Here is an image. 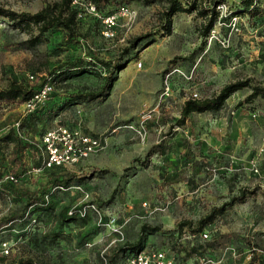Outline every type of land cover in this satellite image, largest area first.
Here are the masks:
<instances>
[{
    "label": "rangeland",
    "instance_id": "1",
    "mask_svg": "<svg viewBox=\"0 0 264 264\" xmlns=\"http://www.w3.org/2000/svg\"><path fill=\"white\" fill-rule=\"evenodd\" d=\"M58 1L0 0V10L33 14ZM246 1L222 0L224 6L217 8L223 18L214 29L230 38L228 48L202 38L203 20L195 13L177 14L167 35L159 19L164 0H108L95 6L98 15L90 11L94 0H73L79 18L76 41L55 29L35 50L20 46L28 36L0 17V88L10 72L36 70L49 77L53 67L88 53L109 62L131 59L116 73L110 92L89 103L69 105L66 96L99 90V67L51 82L55 97L47 109L57 116L46 131L59 126L79 130L100 139L104 149L66 165V172L85 174L83 183L66 191L51 189L45 198L53 210L31 215L23 230L6 222L19 214V205L0 200V255L4 250L19 257L32 252L34 264H108L115 248L135 242L141 226L149 225L161 230L147 237L143 250L163 251L176 263L186 260L193 245L211 242L217 249L207 247L204 254L223 257V264H264V99L243 103L250 94L245 88L230 96L221 111L193 114L183 126L176 125L183 102L193 93L197 100L208 99L236 81L264 85V0H256L259 9L253 13L243 11ZM120 8L128 15L120 16ZM109 17H115L113 24L106 23ZM233 17L238 18L234 27L229 24ZM148 34L152 37L122 57L131 39ZM24 111V105L1 104L0 133L8 116L14 122ZM161 148L166 156L158 154ZM33 175L20 185L41 191L46 175ZM242 192L243 203L227 207L203 229L206 241L177 228L182 221L195 225ZM79 206L85 208L84 220L62 224L60 216ZM35 234L61 235L42 250L29 241Z\"/></svg>",
    "mask_w": 264,
    "mask_h": 264
},
{
    "label": "trees",
    "instance_id": "2",
    "mask_svg": "<svg viewBox=\"0 0 264 264\" xmlns=\"http://www.w3.org/2000/svg\"><path fill=\"white\" fill-rule=\"evenodd\" d=\"M164 1V9L160 13L159 19L167 35H170L172 32L173 18L177 14L195 13L203 20L201 35L203 39L207 40L211 30L215 28L220 17L217 8L222 6V0ZM72 3L73 0H59L58 2L48 3L40 11L33 14L0 10V17L7 19L18 32L28 36L24 42H21L20 46H23L27 50H35L43 43L44 36L55 29L63 31L70 42L76 41L79 18L78 10L73 7ZM100 3L107 4L108 0H94V6ZM258 9L253 4V0H247L243 11L245 13H253L258 12ZM150 37L152 35L148 34L131 39L128 42V46L123 48L122 57L135 50L139 44ZM130 61L131 59H124L120 63L109 62L98 58L92 53H88L86 56L74 58L71 61H66L53 67L49 71V77L43 76L41 71L38 72L36 70H31L28 75H18L10 72L7 85L0 88V105L6 104L7 106L17 108L33 99L45 84H52L51 82L55 83L57 80L65 82L73 76L81 75L85 70L99 67L103 71V74L102 72L99 73V77H102V85L99 90L94 91L85 88L81 91L67 94L66 96L69 105L92 102L93 100L106 96L110 92L117 78L116 73L125 69ZM245 88L250 89V94L243 100V103H252L257 99H264V85H251L250 80L236 81L223 86L218 94L212 98L199 100L192 98L186 99L181 107L180 117L176 120V125L183 126L185 121L193 114L200 115L221 111L230 96ZM54 97L55 95L51 92L32 111H24L18 114L14 122H11L12 118L8 116L3 122L5 132L0 133V200L6 199L19 205V214H12L6 219V222L15 224V227H18L19 230H23L30 222L31 215H47L53 210V203L49 198H45L46 195H49L51 189L66 191L82 184L86 178L85 174L81 176L72 174L66 172L64 167L54 166L41 170L40 173L46 175V183L41 191H30L22 188L20 185L25 177L28 175L34 176L33 171L40 170L41 163L45 158V152L40 143L44 134L48 132L46 131V124L57 116V113L52 108L47 109V104L52 102ZM158 154L166 156L165 148L159 149ZM33 157L35 160L34 164L32 161ZM187 158V154H183L182 161H185ZM184 164L187 163L184 162ZM92 172H97V170L92 169ZM244 197L245 194L242 192L222 206L213 207L195 225L190 221H182L177 225V228L180 231L187 229L193 236H197L203 232V229L207 225L213 223L216 217L223 215L227 207L237 203H243ZM82 208L84 207L79 206L75 210L72 209L74 211V215L72 216H68V212L67 214L64 212L60 216L62 224L67 220H84L83 217L77 214V211L82 210ZM160 230V226L152 227L142 225L137 240L133 243H126L123 246L115 248L108 264H126V261L131 256L144 249L147 237L158 233ZM60 235L53 234L49 236L44 234L38 236V234H35L29 237V241H32L39 249L43 250L44 243L56 241L60 238ZM21 236L25 237L24 234ZM207 247H211L213 250L217 249V246L211 242L205 245L196 244L185 254V259L187 260L192 255L204 254ZM29 253L31 254L23 257L9 254V252L7 254H1L0 264H34L32 252ZM121 255L123 256L120 257Z\"/></svg>",
    "mask_w": 264,
    "mask_h": 264
},
{
    "label": "built area",
    "instance_id": "3",
    "mask_svg": "<svg viewBox=\"0 0 264 264\" xmlns=\"http://www.w3.org/2000/svg\"><path fill=\"white\" fill-rule=\"evenodd\" d=\"M253 4L257 6L256 0H253ZM222 6L218 8L221 9ZM90 11L92 14L98 15L95 6H90ZM118 14L120 16H127L128 12L125 8H120ZM224 17H227V15H224ZM114 18L115 17H109L105 21L106 23L113 24ZM222 18L223 16L219 17L217 25H221ZM237 19L236 17L231 18L229 24L234 27L238 21ZM207 40H214L215 43H218L223 48H228L230 43L229 37H222L215 29L211 30ZM175 71L174 69L172 73ZM52 91L53 85L48 83L45 84L33 99L23 104L25 111H32L37 105L41 104ZM165 95L167 96L168 94L165 93ZM197 97V93L192 94V99L197 100ZM40 145L45 152V158L41 163L40 170L33 171L35 174H39L41 170L54 166L65 167L66 165H74L104 149L100 139L86 136L79 130H73L64 126H59L46 132L41 139ZM77 214L84 217L85 208L77 211ZM72 215H74V211L70 210L68 216ZM199 236L202 237L203 241L208 239V233L205 231L200 233ZM4 253L7 254L8 251L4 250ZM223 262V257L215 258L207 254H202L194 259H187L176 263L172 258H167L165 252L157 249H149L133 255L126 261V264H223Z\"/></svg>",
    "mask_w": 264,
    "mask_h": 264
},
{
    "label": "crops",
    "instance_id": "4",
    "mask_svg": "<svg viewBox=\"0 0 264 264\" xmlns=\"http://www.w3.org/2000/svg\"><path fill=\"white\" fill-rule=\"evenodd\" d=\"M263 234H264V230H263ZM263 242H264V241H263ZM231 256H232L233 258H236V254H234V253H232Z\"/></svg>",
    "mask_w": 264,
    "mask_h": 264
}]
</instances>
